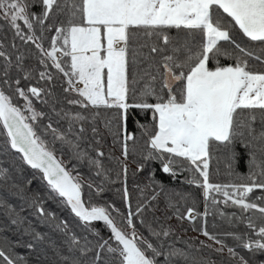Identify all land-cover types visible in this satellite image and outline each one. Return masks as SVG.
Listing matches in <instances>:
<instances>
[{"label":"snow or ice","instance_id":"6c2138e0","mask_svg":"<svg viewBox=\"0 0 264 264\" xmlns=\"http://www.w3.org/2000/svg\"><path fill=\"white\" fill-rule=\"evenodd\" d=\"M37 6L39 13L32 10ZM237 29L264 45V0H0V234L11 229L17 237L0 241V264H216L177 248L174 229L159 217L144 219L161 197L172 210L166 220L199 215L191 207L181 213L173 196L185 197L169 193L155 172L137 186L148 195L133 209L126 161L137 137L130 122L145 142L137 171L158 161L173 179L189 172L186 182L202 189L205 217L212 208L246 228L221 235L203 228L213 243L201 241L197 251L208 249L224 264L226 250L228 264H249L241 249L264 264L256 259L264 255V195L250 198L264 192V72L249 68V58L264 63V48L257 55L243 46ZM221 57L233 63L223 65ZM102 109L111 115L102 118ZM105 133L119 143L123 159L103 151ZM237 144L245 150L247 182H211L214 153L226 151L232 175ZM58 151L94 174L87 201L83 178ZM113 172L123 178L125 211L91 202L116 182ZM37 176L43 194L32 188ZM49 202L69 210L76 227ZM94 222L103 223L107 237Z\"/></svg>","mask_w":264,"mask_h":264},{"label":"trees","instance_id":"16d2710c","mask_svg":"<svg viewBox=\"0 0 264 264\" xmlns=\"http://www.w3.org/2000/svg\"><path fill=\"white\" fill-rule=\"evenodd\" d=\"M32 10L36 13H39L41 11V8L37 6L34 7ZM180 34L183 35V32H181ZM8 35L10 36L11 34L8 33ZM170 35L176 36L177 30L172 29L170 31ZM236 39L243 46H246L248 49L254 51L257 55H260L261 49L264 48V45H262L260 42H253L248 40V38L243 37V35L239 33L238 29L236 30ZM26 48L27 46L22 45L21 50H26ZM220 63L223 65H227L233 63V60L230 57H221ZM214 65H215V61H213V64L210 66H214ZM249 68L254 72H264V63L255 60L254 57L249 58ZM36 107L37 109H40L42 108V105L37 102ZM101 113H102V118L111 115L110 112H106L103 109L101 110ZM136 118L139 119L142 123L151 125V119L147 114H139ZM46 122L47 121H45V123ZM101 131H104L102 124H101ZM129 131L134 132L137 137V142L135 143V145L129 142V149L131 155L129 156V159L126 161V163L129 165V173L126 183L129 193L131 195V203L133 209H135L137 202L142 203L144 196L148 195L147 191L141 194L139 188H143L146 184H149L150 183L149 172L150 171L155 172V179L158 182L162 183L169 193H180L185 197V199L181 200L179 196H173V199L175 201H178V205L181 213H185L187 211V208L191 207L194 208L195 212L199 213V215H197L195 221H191V222L186 219L183 221L177 220L174 216L171 220H166V216L171 215L172 210L166 208L164 198L161 197L158 202H155L157 204L155 212L153 213L152 211H146L144 214V219L148 222H151L153 215H155L156 217H159L162 222L166 224H170L171 227L174 229V235L172 236L171 239L175 243V246L177 248L188 251L192 256L196 258L197 261H199L203 257L205 259L211 258L212 260L216 261V264H221V258L218 257L214 252H211L208 249H202L201 251H197V249L201 248L200 245L201 241L207 244L213 243L212 241L203 237L204 235L202 236L201 230L203 228H206L209 233L221 235L226 232L243 233L244 231H246L245 226L243 224H239L236 226L230 225L226 221V219L221 217L212 208H209L210 214L205 217L203 215L205 211V201L202 196V189L195 185L188 184L186 182V178H190L191 176L189 172H184L181 175L177 176L175 179H173L172 177L163 174L159 170L158 161L150 162L145 167V170L143 172L137 171V162H143L142 155L145 153V142H144V138H142L141 136V132L131 122L129 124ZM105 135L107 139L106 142L103 144V151L106 154H110L112 157H119L120 159H123V157H121V150L119 143L114 142L111 135H107V133H105ZM48 139L51 140V137H49ZM2 141H3V137L0 136V142ZM56 147L57 148L60 147L59 143H57ZM235 151L239 155L237 157V161L232 164V175H229L228 160L226 159L227 156L226 151L223 148H221L219 151L214 153V157L210 161V169H209L211 182L222 183V184L229 182H236V183L247 182L246 180L243 179V177H246L248 175V166L245 163V159H246L245 150L243 149V147L237 144L235 146ZM57 156L62 158L65 164H67V166L70 169L73 167L75 168V172L73 173L74 175L76 174V172H78L80 176L83 178V181L85 183V187L83 189L84 198L87 201L88 193L90 190L87 188L86 185L87 182L95 179L94 174L90 172V169L86 165L81 164L75 160L69 161V157L67 154H61L58 151ZM105 163L108 164L110 167L113 168L116 167L114 161H108L106 159ZM133 173L135 174L133 175ZM25 175L29 177L32 176L33 170L25 167ZM112 179L115 180L116 182L108 184L106 187V191L102 195L100 196L93 195L91 202L95 204H105V202H108L114 204L117 208L121 209V211H125V204L122 199L123 187H124V183L122 182L123 178L117 180L115 172H113ZM137 186H139V188ZM32 188L39 190V192L42 194L45 192L44 184L39 179V176H37V179L34 181ZM262 195H264V192L257 190L251 194L250 198L255 199L256 197ZM47 206L50 210L56 212L62 218L67 219L68 222L74 228L78 224V221L72 216L69 210L62 208V206H60L59 204L49 202ZM219 207L226 213L236 212L239 215V210L237 208L225 207L222 204ZM93 227L100 230L101 234L107 237L108 230L106 229V227L103 225L102 222H94ZM137 227L140 228L141 231H144V229L141 227L139 223H137ZM5 238L11 240L17 239L16 235L11 229L6 231L5 233L0 234V241H3ZM226 243L228 245H234L235 242L231 238H227ZM189 245H191V247H189ZM17 251L21 255L25 253V250L23 248H18ZM238 251H240L241 254L245 255L249 259V264H254V262L252 261L251 257L247 252L241 249H238ZM226 258H227V251L225 250L224 264H228ZM256 259L264 260V255L257 256ZM189 264H191V262H189Z\"/></svg>","mask_w":264,"mask_h":264},{"label":"rangeland","instance_id":"374dc122","mask_svg":"<svg viewBox=\"0 0 264 264\" xmlns=\"http://www.w3.org/2000/svg\"><path fill=\"white\" fill-rule=\"evenodd\" d=\"M203 236V235H202ZM199 237H201V236H199ZM203 237H205V236H203ZM206 238V237H205Z\"/></svg>","mask_w":264,"mask_h":264}]
</instances>
